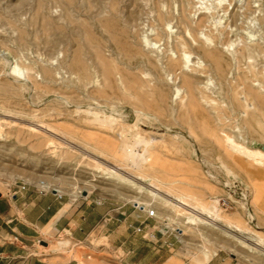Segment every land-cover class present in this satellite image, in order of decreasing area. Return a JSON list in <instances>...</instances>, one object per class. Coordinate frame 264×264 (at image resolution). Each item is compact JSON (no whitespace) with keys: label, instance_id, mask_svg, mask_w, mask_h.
Returning a JSON list of instances; mask_svg holds the SVG:
<instances>
[{"label":"rangeland","instance_id":"rangeland-1","mask_svg":"<svg viewBox=\"0 0 264 264\" xmlns=\"http://www.w3.org/2000/svg\"><path fill=\"white\" fill-rule=\"evenodd\" d=\"M263 21L264 0H0V196L39 194L43 181L69 196L63 211L86 191L108 207V218L118 206L128 215L135 201H147L157 215L147 228L159 236L166 225L165 236L178 238L168 254L179 260L169 264H205L203 252L213 251L236 264H264V251L242 242L264 232V180L225 141L264 152V104L254 110L264 101ZM183 50L189 64L206 69L191 90L167 61ZM93 112L116 121L100 124ZM123 142L139 153L148 148L144 169L111 155ZM159 182L167 187L159 184L154 199L148 191ZM176 195L236 204L218 201L221 217L195 213L204 220L190 224L187 211L166 203ZM73 236L42 230L26 249L28 264L34 255L52 264L115 258L94 250L109 246L101 228L88 236L91 249ZM141 249L140 259L151 251ZM122 254L117 248L116 264Z\"/></svg>","mask_w":264,"mask_h":264},{"label":"crops","instance_id":"crops-1","mask_svg":"<svg viewBox=\"0 0 264 264\" xmlns=\"http://www.w3.org/2000/svg\"><path fill=\"white\" fill-rule=\"evenodd\" d=\"M85 193L82 192L81 198L73 200V203L78 205L71 212H68L69 208L62 210L68 203L69 196L58 199L54 192L45 195L22 192L21 196L16 194H11L9 197L0 196V240H2L0 264H28L29 256L26 255V249L33 247L35 239L39 241L41 231L44 229L47 230V234H58L69 229L77 242H83L91 249L88 236L90 232L101 228L107 234L109 246L100 245L94 250H106L115 254V258L112 261L100 260L98 264H116L117 248L123 253L118 261L119 264H169L172 262L169 260L171 257L179 260L177 256L168 254V249H172L178 243L174 237L156 235L147 240L140 235L131 234L127 231L125 223L134 219L133 213H129L125 219L120 217L119 220H115L114 216L108 218L110 214L106 213L108 207L102 202L89 200L88 195L83 196ZM128 234L138 236L140 241L129 237ZM59 241L65 242V240ZM46 245L45 249L49 247L48 243ZM140 248L143 251L151 248V251L140 259L138 255H143V252L137 251ZM33 260L36 264H52L36 255L33 256ZM205 264L236 263L233 262V257L223 256L217 252Z\"/></svg>","mask_w":264,"mask_h":264},{"label":"bare ground","instance_id":"bare-ground-1","mask_svg":"<svg viewBox=\"0 0 264 264\" xmlns=\"http://www.w3.org/2000/svg\"><path fill=\"white\" fill-rule=\"evenodd\" d=\"M218 4L220 5V3H218ZM211 37H212V35L208 34V35H206L205 38L208 41L211 39ZM191 42L197 48H202V49H204L203 45L206 44L203 42V44L198 45L195 38H191ZM192 43H190L189 46L190 45L192 46ZM189 56H190L189 52L185 51V50H183L182 54H179L178 56L175 55L173 52L171 53V55L167 56L168 64L173 65L175 63L179 66V69H181V72H180L178 78L180 79V82L186 87L187 90L192 89V87L194 85L193 80L202 76L206 72L205 65H203V66H199V65L196 66L195 65L197 63L199 64V61H194V62H192V64H189L191 62V60H189ZM184 67L186 68L185 70H184ZM20 70L21 69L17 66H14V68H13V72H15V73L19 72ZM176 78L177 77H175V79ZM243 93L245 95L252 96L254 98L259 97L258 91L253 92L252 90L251 91L250 90H247V91L244 90ZM261 103L262 104L258 105V107L255 108L254 110L261 112L264 101L262 100ZM93 115H94V120H97V122H99L100 124H106L108 122L110 123L111 121L115 120L114 114H110V115L103 114L102 118L99 116V113H97V112H93ZM225 141L227 142V144H228V146L232 152H236L239 156H241L245 160L246 165H244V166L252 169L256 176H259V178H261V180H264V152L260 151L258 149L248 148V147L238 143L233 137H230L228 135H225ZM137 143H143L145 146H147V144H148L147 141L140 140V139L137 140ZM110 151H111V155L115 159H118L121 162H125L126 166L128 167V165H129L130 169L132 168V169H137V170L144 169L142 165L147 160V155L149 154V150L147 147H144V149L142 148L141 153H139V152L135 151L134 145L128 144V142L120 143L119 146L111 148ZM228 154L232 157V155L230 153H228ZM109 169H111V168H109ZM111 172L115 174V170L111 171ZM118 175H120V174H118ZM41 182H42V184H41ZM40 184L43 188L49 187L51 191H56L57 193H61V191L59 190V188L57 186H54V187L49 186L48 184H45L43 181H39L38 185H40ZM159 184H160V182L159 183H152L150 185L151 189L148 191V194L153 196L154 199L158 196L160 197L159 192H160L161 188L159 187ZM161 185H164V187H167V186H165L166 183H164V182L161 183L160 186ZM172 189H174V188H172ZM189 197L190 196H186V195H176L175 200L174 201L172 200L173 202H171V201L166 202L168 204H171V206L175 210V213L176 212L179 213L180 211H183V210L187 211L188 215L186 216L187 221L185 223L195 224V222L197 220H201V222H202V220H204V219H201L200 216H197L195 213H198L199 215L207 213V214H213L215 217H221V215H219L220 209L218 206V201H219L218 199L213 197V198H211V200H209L210 201L209 203H203V202H200L198 200H194V199L189 198ZM263 202H264V198H263ZM135 203L144 204L145 206L151 205L147 201H137V202L135 201ZM213 215H211V216H213ZM207 224H209V222ZM232 226L235 227V230L240 231L241 226H239V225H232ZM234 227H232V228H234ZM167 230H168V228L165 225V227H163V229L160 231L164 233ZM256 232H258L260 234L255 235V236H250L248 238H245L244 240H242V239L241 240L243 243L244 242L246 243V241H248L249 243H246V244H248L252 248L264 251V232H260V231H256ZM214 254H216L215 251L203 252V258H202L203 261H205V262L208 261L211 258V256ZM198 261H200V259H198Z\"/></svg>","mask_w":264,"mask_h":264},{"label":"built area","instance_id":"built-area-1","mask_svg":"<svg viewBox=\"0 0 264 264\" xmlns=\"http://www.w3.org/2000/svg\"><path fill=\"white\" fill-rule=\"evenodd\" d=\"M41 184H42V182H41ZM41 184L40 185L37 184V186H39V188L37 189V192L39 194L45 195V194L51 193V190L49 187L43 188L41 186ZM18 187H20V189L24 190L26 186H25V184H23V185L18 186ZM229 191L234 193V190H232V189H229ZM52 192H55L57 197L61 198L60 193H57L56 191H52ZM228 194H229V196H231L230 193H228ZM219 201L221 202L222 206L225 207L226 209L232 208V206H234V204H236V202L234 200H231L229 197H226V196L222 197ZM98 203H100V202L98 201ZM114 208L113 209L116 210V206H114ZM121 208H122V206L117 207L118 214H117V216L115 214L113 219L119 220V218H120L119 215L124 219L128 216V215H126L125 211H120ZM132 209H133L132 213H134V219L128 220L125 223L127 230L131 234L140 235L147 240L154 238V236H156L154 231H153L155 228L153 226L150 228H147L146 221L148 220L150 222H152V221L155 222V219H156L155 209L150 207L149 205L145 206L144 204H137V203L132 205ZM157 231L161 236L165 235V233L161 232L160 230H157ZM174 239L176 240V242L179 243L178 238L176 236H174Z\"/></svg>","mask_w":264,"mask_h":264},{"label":"water","instance_id":"water-1","mask_svg":"<svg viewBox=\"0 0 264 264\" xmlns=\"http://www.w3.org/2000/svg\"><path fill=\"white\" fill-rule=\"evenodd\" d=\"M83 193H85V192H83Z\"/></svg>","mask_w":264,"mask_h":264}]
</instances>
